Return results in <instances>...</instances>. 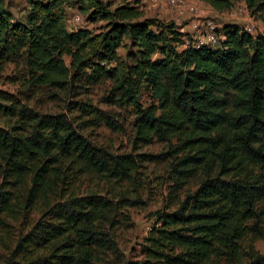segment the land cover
<instances>
[{"label": "trees", "instance_id": "obj_1", "mask_svg": "<svg viewBox=\"0 0 264 264\" xmlns=\"http://www.w3.org/2000/svg\"><path fill=\"white\" fill-rule=\"evenodd\" d=\"M56 1L32 2L29 21L39 17V23L21 26L12 24L0 0V71L22 51L28 86L71 93L113 80L108 97L134 110V143L175 140L168 151L173 172L200 176L176 208L155 211L140 256L123 264H264V252L254 247L264 237V34L228 23L215 45L186 46L172 22L141 17L135 4L110 9L102 0L84 1L106 30L71 34L54 11ZM201 1L228 9L238 0ZM244 2L251 14L264 12V0ZM123 36L135 49L132 63L115 54ZM142 85L155 92L157 104L141 105ZM13 98L0 92V115L13 120L0 125V218L22 215L29 222L2 264H95L94 247L117 255L107 228L113 206L97 194L72 192L82 173L121 178L136 172L131 154L98 146L74 126L77 116H89L79 123L95 126L115 120L84 100L67 103L69 113L79 112L69 117ZM33 211L36 219L29 218Z\"/></svg>", "mask_w": 264, "mask_h": 264}, {"label": "rangeland", "instance_id": "obj_2", "mask_svg": "<svg viewBox=\"0 0 264 264\" xmlns=\"http://www.w3.org/2000/svg\"><path fill=\"white\" fill-rule=\"evenodd\" d=\"M108 8L130 3L135 4L142 12L141 17L155 18L161 22H172L177 31L183 34L182 40L190 44L207 30L211 22L216 33L221 32L225 24H237L243 30L251 26L250 33L264 34V12L251 14L244 0L234 1L228 9H215L201 0H102ZM11 14L14 25L31 26L33 22L39 23V17L29 21L33 14L32 2L46 4L47 0H3ZM54 11L62 13V24L67 33H77L86 29L92 34L106 30L104 20L95 21L89 16L90 9L84 0H57ZM152 30H155L152 27ZM215 45V44H214ZM116 56L128 63L135 61V49L131 48L128 36H123L116 45ZM152 57H158L157 54ZM68 64V56H64ZM114 62L107 60L106 65L112 66ZM27 69L24 64L22 51L10 56L0 71V92L11 94L15 100L26 104L35 111L42 113L64 112L69 117L78 115V111L69 113L67 103L74 99L84 100L108 112L113 117L114 124L99 125L79 123L88 120L89 116L76 117L74 126L92 143L102 146L117 154H131L136 162V172L121 178H113L97 174H79L72 192L76 195L97 194L106 198L115 209L114 220L108 230L115 236L118 245L117 255L103 248L94 247L96 252L95 264H123L128 259L140 256L141 243L154 223L155 211L172 210L191 194L200 181V176L180 178L173 172L171 163L173 157L168 151L175 146L171 142L154 139L150 144L134 143L135 113L129 105H119L108 97L113 86V80L102 78L94 84H85L75 88L71 93L54 85L42 87L28 86L26 83ZM153 92V93H152ZM152 89L142 85L139 89L141 105L157 104V98ZM5 116L0 115V125L12 123ZM79 124V126H78ZM182 153H178L181 156ZM68 172V171H67ZM69 175V173H68ZM2 177L0 174V183ZM6 186H9L6 183ZM16 191V190H15ZM38 211L30 213L29 218L36 219ZM0 264H2L8 248L14 238L26 228L28 217L19 215L17 220L2 215L0 218ZM259 252H264V237L254 242Z\"/></svg>", "mask_w": 264, "mask_h": 264}, {"label": "built area", "instance_id": "obj_3", "mask_svg": "<svg viewBox=\"0 0 264 264\" xmlns=\"http://www.w3.org/2000/svg\"><path fill=\"white\" fill-rule=\"evenodd\" d=\"M169 3H175V0H167ZM245 30L247 32H251L252 27L251 26H247L245 28ZM223 36V34L220 33H216L215 27L211 22H208L207 24V30L202 34V36L200 38H197V40H195L193 43H186V46H193V47H198L204 44H216L219 40V38H221Z\"/></svg>", "mask_w": 264, "mask_h": 264}]
</instances>
